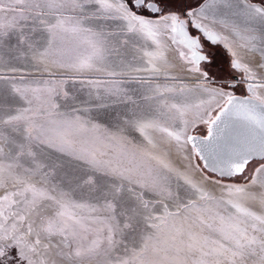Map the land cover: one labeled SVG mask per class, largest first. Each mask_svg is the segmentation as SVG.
<instances>
[{
    "label": "snow or ice",
    "instance_id": "1",
    "mask_svg": "<svg viewBox=\"0 0 264 264\" xmlns=\"http://www.w3.org/2000/svg\"><path fill=\"white\" fill-rule=\"evenodd\" d=\"M0 264H264V0H0Z\"/></svg>",
    "mask_w": 264,
    "mask_h": 264
},
{
    "label": "rangeland",
    "instance_id": "2",
    "mask_svg": "<svg viewBox=\"0 0 264 264\" xmlns=\"http://www.w3.org/2000/svg\"><path fill=\"white\" fill-rule=\"evenodd\" d=\"M200 131H201V133H202V131H204V128H203V126H201V128H200ZM213 176V175H212ZM214 178H216L215 176H213ZM225 182H237L235 179H229V180H226V179H223Z\"/></svg>",
    "mask_w": 264,
    "mask_h": 264
},
{
    "label": "trees",
    "instance_id": "3",
    "mask_svg": "<svg viewBox=\"0 0 264 264\" xmlns=\"http://www.w3.org/2000/svg\"><path fill=\"white\" fill-rule=\"evenodd\" d=\"M204 131H205V130H204ZM204 131H202V133H203ZM211 175L217 177V175L214 174V173H211ZM222 179H226V180H229V179H235V180L237 181L239 178H226V177H225V178H222Z\"/></svg>",
    "mask_w": 264,
    "mask_h": 264
},
{
    "label": "water",
    "instance_id": "4",
    "mask_svg": "<svg viewBox=\"0 0 264 264\" xmlns=\"http://www.w3.org/2000/svg\"><path fill=\"white\" fill-rule=\"evenodd\" d=\"M214 174H216V173H214ZM217 175V174H216ZM227 178V177H226Z\"/></svg>",
    "mask_w": 264,
    "mask_h": 264
}]
</instances>
